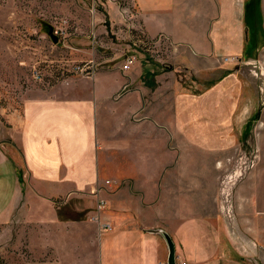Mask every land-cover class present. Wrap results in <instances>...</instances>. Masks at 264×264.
<instances>
[{"label": "crops", "instance_id": "0c3cea01", "mask_svg": "<svg viewBox=\"0 0 264 264\" xmlns=\"http://www.w3.org/2000/svg\"><path fill=\"white\" fill-rule=\"evenodd\" d=\"M98 1L104 18L88 25L69 14L67 57L51 60L85 63L94 74L72 73L3 113L0 174L11 192L0 206L2 264H168L166 234L189 264H264V198L251 196L235 220L224 219V169L208 157L222 148L220 104L239 91L231 75L218 83V72L231 71L223 60L245 57L255 38L241 1L135 0L130 21L126 0ZM118 30L130 44L124 54ZM91 35L101 37L95 53ZM162 44L169 69L149 52ZM132 54L136 62L122 70ZM185 72L200 80L187 84ZM198 129L209 133L205 146L191 145ZM98 194L112 231L91 220ZM24 249L29 256L19 257Z\"/></svg>", "mask_w": 264, "mask_h": 264}, {"label": "rangeland", "instance_id": "374dc122", "mask_svg": "<svg viewBox=\"0 0 264 264\" xmlns=\"http://www.w3.org/2000/svg\"><path fill=\"white\" fill-rule=\"evenodd\" d=\"M73 1L0 0V145H4L7 140L3 119V113L6 110L19 107L23 96H31L35 92H46L73 73V70L65 64L51 62L55 56L57 60L67 57L66 46L59 43V47L53 49L44 39L39 38L37 31L41 28L40 21H47L55 27V24L62 18L70 20L68 16L72 13L82 14L83 18L86 17L88 25L89 23L94 25L98 18H104L100 10L104 8L98 0H81L83 8L78 7ZM239 1H241L240 6L246 12L247 26L252 33L255 32V38L247 53L248 56L232 57L234 60L229 63L232 64L229 66L231 71L221 68L223 70L218 72V83L226 81L225 78L231 75L232 77L227 80L238 84L239 91L228 102L222 101L220 104L222 133L218 135L223 141L222 148L221 152H217V156L208 155V157H217L216 163L224 169L218 181L220 202L217 203V210L224 219L229 221L235 220L237 212L245 210L250 205L251 196H259L260 202L264 198V0ZM94 6L96 7L95 14L91 12ZM90 13L95 18H92ZM82 23L87 26L86 22L82 21ZM81 26L77 25L79 29ZM71 28H74L72 23L67 28L69 33ZM119 31L117 35L120 41H118L116 52L124 54L130 44H128V38L122 37L123 33ZM98 39L101 37L91 35L89 53H95L99 48L98 44L92 42ZM102 43H104L103 40ZM150 50L151 54H149L153 56L152 59L156 60L154 62L169 69L171 65L169 46L163 44L152 46ZM34 70L41 73L42 81L34 78ZM184 75L187 77L179 76V78L187 84L198 78L186 72ZM190 127L192 129V125ZM206 134L209 133L204 132L203 129L192 131L191 145L205 146ZM0 176L2 177L1 206L11 190L4 176L1 174ZM111 181H105V185L111 184ZM98 198L108 203L104 195L98 194L96 199ZM106 210L100 214L101 220L112 225V222L106 219ZM168 236L173 242L172 235ZM247 237H245L246 243H252V240ZM13 249L14 247H10L7 251L12 254ZM18 256L25 258L29 256V253L24 249V253ZM176 261L180 264L182 262L189 264L180 256L176 258ZM0 264H2L1 247Z\"/></svg>", "mask_w": 264, "mask_h": 264}, {"label": "built area", "instance_id": "2783aa9c", "mask_svg": "<svg viewBox=\"0 0 264 264\" xmlns=\"http://www.w3.org/2000/svg\"><path fill=\"white\" fill-rule=\"evenodd\" d=\"M126 4L121 7L123 15L126 17L127 21H130L131 18L135 17V8H136V1L135 0H126ZM96 12V7H93V10L91 12L95 14ZM56 26L54 27V32L58 36L59 42L58 43H63L65 45V42L67 41V38L69 36V31L67 30L69 26V19L67 18H62L58 23L55 24ZM140 43H143L140 41ZM144 44V43H143ZM152 47V46H151ZM150 47V48H151ZM149 48V49H150ZM137 58L135 55H131L126 57V62L122 65V70H129L133 66V64L136 62ZM234 59H229L225 58L223 61L224 62H232ZM73 73L81 74L83 76H89L94 74L92 73L91 67H88L85 63L77 64L75 67H73ZM34 78L37 81H42V75L39 71L34 70L33 72ZM98 203L96 205V213L94 214V217L91 218L92 221H97L98 224H100V229L106 232L112 231V225L109 223H101V213L105 211L107 207V202L104 201L103 199L98 198ZM181 264H186V262H182Z\"/></svg>", "mask_w": 264, "mask_h": 264}, {"label": "water", "instance_id": "95a60500", "mask_svg": "<svg viewBox=\"0 0 264 264\" xmlns=\"http://www.w3.org/2000/svg\"><path fill=\"white\" fill-rule=\"evenodd\" d=\"M41 24V30L42 32L47 33V35L50 37L51 41L54 44H57L59 42L58 36L54 32V27L47 23V21H40ZM166 241L168 242V264H176V256H175V244L172 242L170 237L166 234Z\"/></svg>", "mask_w": 264, "mask_h": 264}]
</instances>
